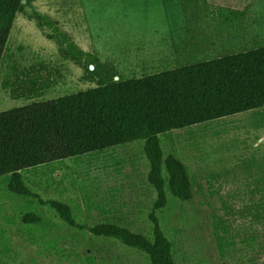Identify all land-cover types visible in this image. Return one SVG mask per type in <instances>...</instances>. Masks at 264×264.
Instances as JSON below:
<instances>
[{
  "label": "rangeland",
  "instance_id": "374dc122",
  "mask_svg": "<svg viewBox=\"0 0 264 264\" xmlns=\"http://www.w3.org/2000/svg\"><path fill=\"white\" fill-rule=\"evenodd\" d=\"M24 3L28 5L17 14L0 69V112L97 86L84 78V67L59 53L57 43L47 38L52 30L39 28L35 13L58 22L91 58L114 63L124 79L264 45V0H207L206 6L200 0ZM220 8L235 10L239 20L223 23L215 13ZM40 65L53 82L47 94L30 100L12 97L6 81L13 82L15 72ZM160 138L166 154L175 152L189 167L195 186L191 201L169 194L168 205L157 211L174 243L177 263L264 264V107ZM84 159L23 173L43 201L69 203L77 222L86 226L83 231L66 226L49 206L10 194L8 176L0 178V264H91L89 256L94 264H150L142 252L90 232L110 217L153 239L149 214L157 194L147 178L144 141ZM31 212L51 223L45 239L40 237L43 229L33 239L22 224V216ZM217 234L225 241L223 252Z\"/></svg>",
  "mask_w": 264,
  "mask_h": 264
},
{
  "label": "trees",
  "instance_id": "16d2710c",
  "mask_svg": "<svg viewBox=\"0 0 264 264\" xmlns=\"http://www.w3.org/2000/svg\"><path fill=\"white\" fill-rule=\"evenodd\" d=\"M24 1L0 0V69L17 14L28 5ZM200 1L206 6L207 0ZM215 13L225 24L240 18L238 12L228 8ZM35 18L39 28L52 30L47 38L57 43L59 53L84 67V78L97 86L0 112V178L8 176V192L49 206L66 226L83 231L86 226L77 222L69 203L43 201L28 186L23 173L71 158L86 161L84 158L100 156L112 148L144 141L149 161L147 178L157 194L149 214L153 239L123 226L120 219L111 221L110 217H104L90 232L142 252L150 264H178L174 243L163 231L157 211L168 205L169 194L183 202L191 201L195 186L189 167L175 152L166 154L160 137L263 108L264 45L141 78L124 79L114 63L91 58L59 29L58 22L39 13H35ZM13 77L14 81H6L5 87L11 89L16 99L41 98L53 85L49 70L42 65L15 72ZM22 224L33 239V233L41 229L44 232L40 237L45 239L51 228L49 220L32 212L22 216ZM217 236L223 252L225 241ZM48 244L54 250L57 247L51 239ZM89 257L88 262L94 264Z\"/></svg>",
  "mask_w": 264,
  "mask_h": 264
},
{
  "label": "water",
  "instance_id": "95a60500",
  "mask_svg": "<svg viewBox=\"0 0 264 264\" xmlns=\"http://www.w3.org/2000/svg\"><path fill=\"white\" fill-rule=\"evenodd\" d=\"M25 2V1H24ZM92 69H93V66H92Z\"/></svg>",
  "mask_w": 264,
  "mask_h": 264
}]
</instances>
